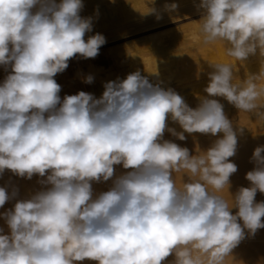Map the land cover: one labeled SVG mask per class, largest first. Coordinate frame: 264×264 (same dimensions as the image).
<instances>
[{
    "label": "clouds",
    "instance_id": "obj_1",
    "mask_svg": "<svg viewBox=\"0 0 264 264\" xmlns=\"http://www.w3.org/2000/svg\"><path fill=\"white\" fill-rule=\"evenodd\" d=\"M83 7L82 0H0V65L11 67L0 84V174L46 177L38 181L45 187L0 214L10 230L0 228V264H163L173 254L174 264H225L245 229L250 237L264 229V202L255 200L264 193V146L253 152L250 187L220 195L238 170L229 159L237 135L209 97L264 121V64L234 82V64L211 62L208 96L195 109L139 71L105 83L98 99L80 91L61 100L54 77L77 55L97 57L106 43L99 33L85 40L92 18L81 17ZM199 7L205 44L223 43L235 61L257 49L264 57V0H201ZM169 116L183 132L168 127ZM166 130L181 141L184 132L223 135L191 155L165 140ZM114 165L129 171L94 194L93 182L113 178ZM176 173L188 181L178 185ZM16 195L0 187V207Z\"/></svg>",
    "mask_w": 264,
    "mask_h": 264
},
{
    "label": "bare ground",
    "instance_id": "obj_2",
    "mask_svg": "<svg viewBox=\"0 0 264 264\" xmlns=\"http://www.w3.org/2000/svg\"><path fill=\"white\" fill-rule=\"evenodd\" d=\"M58 2H59V0H57V3ZM82 3L84 4V7H83V9L80 12L81 17L83 15H84V17H85V15H87V16L91 17L92 19H95L97 24L100 27L99 29H97L98 31L96 33H92L90 35L86 34L87 36L85 35V40H87L88 37L99 33V34H102L105 37V39H106V43L104 45L110 44V43H113V42H117V41H121L123 39L130 38L132 36H136L137 34H140V33H146V32H151L153 30L166 28L169 25H172V24H175V23H178V22L180 23L181 21L188 20V19L198 18L197 24H199L203 14H204V9L199 7V5L201 3V0H82ZM172 4L177 5V8L175 10H170V9L166 8V5H172ZM153 9H154V11H151ZM155 24H157V26H155ZM191 24H192V22H191ZM189 25H190V22H189ZM184 26L187 27V25H184ZM193 26H194V24H193ZM196 27H198V26H196ZM187 28H184V29H187ZM165 30H164V32H166V31L168 33L170 32L171 37L173 36L171 34V31H168V30L165 31ZM170 30L174 31L175 29L172 28ZM176 30H177V28H176ZM175 31H174V33H178L179 31L182 32V33L184 32V33H183V35L181 33L180 34L181 36H179L177 34V36L173 37L172 39L169 38L170 37L169 36L168 37L169 40H167L168 38H166L165 39L166 41H164V40L160 41L159 39L157 40L158 36L156 37V39L152 38L153 34L150 37H146V36L145 37H140V38L138 37L137 39H135V41L134 40L133 41L129 40L126 43L128 45L127 48H126V46H124L126 51L125 50H123V51L127 52L126 53L127 55H130V56L133 57L132 58V62H138V63L136 64L137 65L136 68H135V65L134 66L132 65L133 66L132 69H131L132 66H130V67H128V69H130V70L127 69V70H124V72L125 71L130 72L131 70L133 71L134 68H135L134 69L135 72L137 71V69L139 71H141V69L138 68V65H139V63L141 64V62H139V61H143V64H145L147 66L146 70L148 69V73H149L148 76H144V77H146L148 79L149 83H151L153 86L159 85V87L163 88L164 90L165 89L167 90L168 88L172 89V87H176L175 86V82H183V81L186 82L185 80H187V83H189L188 79H190V78L194 79V77H202V78L203 77L204 78L205 77H209V73L214 71V68L211 67V62H214V63L215 62H222V63H224V61L226 59H230V60L233 59V58L227 56L226 50H225V45L223 43L215 42V43H211V44H205L204 40H203V37H202L200 31L198 30V28L197 29H193V31L190 30L189 32H191V34H185V31H181V30H179L178 32H175ZM91 32L92 31H90V33ZM163 34L165 35L166 33H163ZM163 34L161 33V36ZM192 37H194V39L196 38V41H198L197 40L198 37H199V40L201 39L200 46L195 48V49L191 48L192 46L189 45L193 41L194 42L191 43V44L195 43V40H193ZM160 39L162 40V38H160ZM116 46L117 47L111 46V47H114V48L110 49L108 51V54H106V53H105L106 55L103 54L105 52V50H104V52L102 54L104 56H107V57L110 56L109 57L110 59H112L111 57H113V60L114 61L117 60L116 62L118 63V61L120 60L119 58H121V54H123V52L121 50L120 51L121 54H119L120 53L119 52V45H116ZM156 46H161L162 57L158 56L157 51L155 49ZM120 47L123 48L122 45ZM172 48L173 49L175 48L174 49L175 52H173V53H171L172 50H173ZM168 50H170V53H168L169 52ZM257 53H258V55L260 54L259 51ZM170 54H173V55L170 56ZM118 55L120 56L119 58H118ZM255 55H257V54H255ZM98 56H99V54H98ZM100 57H102V55L99 56V58ZM107 57H105V58H107ZM77 58H75V59H77ZM114 58H116V59H114ZM248 58L245 61H243V62L235 61L233 59L234 62H235V65H236V67L233 69V74H235V76L238 75V71H237L238 68L242 69V70H239L240 72L243 71V74L241 75V79L242 80H245L247 78V76L250 75V74H259V72L261 70V67H262V64H258V66L256 65V67H252L253 65L250 66L249 64H251V62H250V60H248ZM254 58L255 59H253V61L257 60L256 56H254ZM93 59L95 61V58H87V59H85V58L81 57L79 59V62L81 64H84L83 65L84 68L88 67L89 69L93 70L94 68H96L97 64L100 66V63H99L100 61H95V62L92 63ZM110 59H108L107 63L110 62ZM262 59H264V57ZM96 60H98V59H96ZM100 60H104V57H102V59H100ZM121 60H123V62ZM121 60L119 61V63L120 62H122V63H124V62L126 63L127 62L123 58H121ZM71 61H74V58L71 59ZM259 61L257 60L256 62H259ZM96 62H97V64L93 65ZM116 62H114V63H116ZM159 62H165L168 65L166 67H160L159 66ZM104 63H106V62H104ZM228 63H230V62H228ZM259 63H261V61ZM73 64H74V62H73ZM101 64L104 67V64L103 63H101ZM129 64H130V62H129ZM231 64H234V63H231ZM123 65H125L127 67L128 64L127 65L123 64ZM123 65H118V66H123ZM141 65H139V66H141ZM145 65H144V68H145ZM70 66H72V65H70ZM74 66H77V64L73 65V67ZM110 66H113V64L110 65ZM114 66H115V64H114ZM114 66H113V68H114ZM8 67H10V66H8ZM105 67H106V69L108 67L109 69L113 70V68L112 67L110 68L108 65L105 66ZM84 68H82V69L85 71L87 68L86 69H84ZM140 68H142V67H140ZM0 69L5 70L6 68L3 67V68H0ZM73 69H75V68H73ZM73 69L71 71H73ZM77 69L79 70L80 68H77ZM102 69H104V68H102ZM114 70H116V69L114 68ZM84 71H82L81 73H83ZM101 71L103 72V70H101ZM144 71H145V69H144ZM10 72H11V68H9V69L7 68V70H5L4 72L1 71L0 72V81H4V79L6 78V76ZM90 72L91 71L89 70V72L88 73L86 72V73L89 74V75L90 74L92 75L95 72V70H93L92 73H90ZM100 72H99V74L97 73L98 76L102 75L103 73L105 74V72H103V73L101 72L102 74ZM106 72H107V70H106ZM116 72L118 73V71H116ZM124 72H122V73L119 72L118 74H123ZM108 73L113 74L114 72L108 71L106 73L107 76H108ZM65 74H60L59 73L54 78L56 80L57 79L59 80V78H63ZM72 74H75L74 75L75 79H73V77H72V79L74 81V80H76L77 74H79V73L77 72V74H76V70H75V73H72ZM83 74H85V73H83ZM66 76H67V74H66ZM70 76L68 75V77H70ZM93 76H95V75H93ZM107 76L105 77L106 79H107ZM79 77H80V75H79ZM85 77H87V75H85ZM114 77H115V75H114ZM64 78H66V77H64ZM102 78L103 77L97 78V80H98L97 84L100 86L98 88L95 87V84L94 85H92V84L90 85L88 83L86 84V85H90V86L96 88V90H94L92 92V95L95 98H97V99L102 96V94H103V92L105 90L104 89V84L107 82V81L103 82ZM110 78L114 79L113 77H110ZM125 78H126L125 76L121 77V78L120 77H116L114 79V81H116L117 79L123 80ZM168 78H171L170 80L173 79L174 80V81L172 80L173 83L169 84L168 81H167ZM202 78H201V80H202ZM237 78H240V76L237 77ZM72 79H71V81H72ZM207 79H209V78H207ZM64 80H66V79H64ZM79 80L76 81V83L79 82ZM95 80H96V77H95ZM108 80H110V79H108ZM96 81H94V82L96 83ZM110 81H113V80H110ZM156 81H159V82H156ZM191 81L192 80H190V82ZM67 82H69L68 79H67ZM205 82H207V81H205ZM205 82L203 81V83H205ZM166 83L168 85H166ZM197 83L199 84V82H197ZM258 83H264V81L263 82L259 81ZM64 84H66V83H64ZM77 84H76V89H77ZM68 85L70 86L69 83H68ZM68 85H67V88L69 87ZM206 85H208V84L206 83ZM73 86H75V85H72V89H73ZM195 86H196L195 84L194 85H185L184 87L181 86L182 88L180 87V89H177V87H176L177 90H175V89L174 90H175V92L177 94H183V95H184V93L189 94L192 91V95H193V90H194ZM81 87H82V83H81ZM83 87H85V86H83ZM206 87L207 86H204V84L200 85V86L198 85L197 90H196L197 91L196 93L198 94V96H200L202 98L208 96V94L204 91V89ZM80 89L83 90V88H80ZM86 89L89 90V88H87V87H86ZM67 91H68V89H67ZM83 91L85 92V90H83ZM185 96H183L182 98L184 99ZM190 98L191 97H189V99ZM209 98H215V97H209ZM196 99H198V98H196ZM263 99L264 98H262L261 101ZM61 100H63V99H61ZM191 101L194 102L193 96H192V100L190 99L189 102H188V99H187L188 103H190ZM219 102L223 105L224 113L227 116V118L232 122L234 131H236L237 146H243V147L246 148V149L241 150L238 153L236 161H238V165H240L239 166V171H237L238 173H234L230 177V186L228 188V192L225 189V190H223V191H221L219 193L220 195L224 196L226 199H230L229 195L234 196V194L236 193V191L240 187H250V182L245 178L247 172H245L243 170V166L242 165L250 162V160L252 158V155H253V152L251 151V149L247 148L250 144L253 143L252 141H250L249 137L252 138L254 135H257L258 133L259 134L262 133V132L264 133V122L260 121L257 116L255 117L254 114H253L254 116L252 115L254 118L251 116L253 118L252 120L247 118L248 115L250 117V114L245 116V119L247 118L249 120L240 119V117L239 118H230L231 116L229 117L228 114L230 112H232V114H233L235 106L230 104L225 98L222 99V101H219ZM195 103H196V101H195ZM199 103H200V100H199ZM192 105H194V103L193 104L190 103V106H192ZM237 111H238L237 114L240 113V115L239 114L237 115L236 112H234V113L237 116H241L242 115L241 118H244L243 114L246 113V112H243V114H241L242 113L241 111H239V110H237ZM166 123H167L169 128H174L177 132H183V129L180 127V125L177 122H173L171 120L170 116L167 119ZM166 132H167V130H166ZM252 132L255 133V134L253 133V136H252ZM248 134H250V135H248ZM169 135H171V134H169ZM184 135H185L186 139L183 140V141H181L179 139H175V140L171 139L170 141L175 142L178 145L183 146V147H185L186 145H189L190 143H193V142H197L199 144L200 143L213 144L215 142V140H217L219 138H222L223 134L222 133H218L216 136H212L211 134H201V133L189 134L187 132H184ZM191 135L192 136L193 135H198V136L200 135L201 137L204 136L205 138H198V140H195ZM166 136H167V134H166ZM167 138L169 139L168 136H167ZM213 138H215V139H213ZM246 138H248V139H246ZM164 139L168 140L166 138H164ZM256 139H258V138H256ZM259 139H261V137ZM260 141H262V143H263L264 138L262 140H260ZM258 142H259V140H258ZM262 143H261V145H264ZM259 145H260V142H259ZM197 154L198 153H196V152L195 153L192 152L191 155H197ZM234 158L235 157L233 156V157H230L229 159H230L231 162H234L233 161ZM254 165L255 164H253V166ZM248 169H250V168H248ZM127 171H129V170L128 169H123V168L122 169L118 168V170L117 169L115 170L114 177L109 179L108 181H102L100 183L93 182L92 187H93V190H94V194H98L100 192L107 191L111 187L112 180L115 179V176L122 175V174L126 173ZM5 173L3 172L2 174H0V187H5L7 191H9V187L10 186L11 187H13V186L16 187L20 183L22 184V182H24V181H22V182L19 183L18 182L19 179H17L16 175L14 173H12V172L11 173L7 172L6 174ZM33 176L35 177V179L38 177V175H33ZM12 177H14V178L16 177V179H14V178L13 179H14V181L17 180V181H15V183L18 182L19 184L16 183L18 185H15V183H13L11 181V180H13ZM34 177H32V180H34ZM19 178H21V177H19ZM38 178L36 179V182L39 185L38 189L35 187V186H37L35 181H32L31 179H29L30 180L29 181L27 178L26 179H22V180H25V181L28 180L27 182H33V183H29V184L26 183L28 185V186L27 185L26 186L29 189L31 188L30 190H32V188L35 187L34 190L39 191L45 186H43V185L41 186V184L38 181L41 180V179H45L46 177H43V178L42 177H38ZM174 178L176 179L178 185L180 183H182V182H187L188 181L187 175L183 174V173L174 174ZM8 181H9V183H8ZM10 182L13 183V186L10 184ZM34 182H35L36 185L33 186L32 184H34ZM30 184L32 185V187L31 186L29 187ZM20 185L18 186L19 188H21ZM7 186H9V187H7ZM23 186H25V185H23ZM13 188H11V189H13ZM19 188L17 189V187H16V190L20 191L22 189V193H23V190H25V191L27 190L26 188H21V189H19ZM29 189H28V191H29V193H31V191ZM28 191L26 193L25 192L23 193L24 196L22 194H20V192H21L20 191L17 197H20V196H22V197H20L19 200L28 199L32 195H34L36 193V192H34L31 196H28L29 195ZM11 192H9V193H11ZM258 192H257V195L255 197L256 202H264V198H263L264 196L262 195L263 193L259 195ZM15 201L17 202L16 199L15 200L12 199V200L7 201L3 208L6 207L5 209H7V210L13 208L14 204L16 203ZM0 208H2V207H0ZM1 210H0V214L4 213V212H1ZM236 211H238V209L233 208L232 209V214H235ZM262 220H264V218H262ZM239 222L241 224L243 223L242 221H239ZM0 228L4 229V232L2 234H9L10 230L8 229V227H7V225H6V223H5V221H4L2 216H0ZM175 259H176L175 254L170 255L163 262V264H174ZM76 264H96V262L95 261L85 260V261H82V262H76ZM225 264H264V229L257 230L256 234L254 236H251V237L248 235L247 229H245V239L242 240L240 242V244L236 248H234L232 250L231 256H229V257H227L225 259Z\"/></svg>",
    "mask_w": 264,
    "mask_h": 264
},
{
    "label": "rangeland",
    "instance_id": "obj_3",
    "mask_svg": "<svg viewBox=\"0 0 264 264\" xmlns=\"http://www.w3.org/2000/svg\"><path fill=\"white\" fill-rule=\"evenodd\" d=\"M82 17H84V15H83ZM87 17H89V16L85 15L84 18H87ZM196 19H197V20H196ZM188 20H189V21H188ZM188 20H184V21H181L180 23L178 22V23H175V24L169 25V26H167L166 28H162L163 30H162V29H158V30H153V31H151L152 33H151V32L140 33V34H137V35H136L137 37H136V36H132V37H130L131 39H130V38H126V39H123V40H121V41H117V42H113V43H110V44L103 45V46L100 48L101 50L99 49V56L102 55V57H104V60H100V59H102V57H100V58H99V56L95 57V61H100V62H99V63H100V66L97 64V62L93 64V65H96V64H97V66H96V68L93 69V70H95V72H94L92 75L90 74L91 76L95 75V76H93L94 79H93V83H91V84H92V85L95 84V87L98 88V87H100V86L97 84V83H98L97 78H101V77H103V78H102V81H103V82H106V81L108 82V81H110V80H113V81H114V79H115L116 77H120V78H121V77H124V76L127 77V75H129V73L131 74V73H134V72H135L134 69L137 67L136 64H137L138 62H132V58H133V57L130 56V55H127V54H126L127 52H124V51H123V50H125V47H124V46H126V48H127L128 45H127L126 43H127L129 40H130V41H131V40H132V41H133V40L135 41V39H137L138 37H139V38H140V37H145V36H146V37H150V36L153 34V35H152V36H153L152 38H155V39H156V37L158 36L157 40L159 39L160 41H163V40L166 41L165 39L168 38L169 36H170L169 38H171V39H172L173 37L177 36V34H178L179 36H181L180 34H181L182 32H180L179 30H181V31H185V34H191V32H189V31H190V30L193 31V29H197V28H198V30H199V24H197L198 18H193V19H188ZM92 21H93V22H92V27H93V28H92V30H91L92 32H91V33H90V32H89V33L87 32L86 34H89V35H90V34H92V33H96V32L98 31L97 29L100 28L99 25L97 24V22H96L95 19H92ZM193 21H194V22H193ZM195 21H196V22H195ZM184 22H185V23H184ZM189 22H190V25H191V26L189 25ZM191 22H192V24H191ZM93 23H94V24H93ZM95 24H96V25H95ZM193 24H194L195 27L193 26ZM181 25H182V26H181ZM184 25H187V27H188L189 29H188L186 26H184ZM188 25H189L190 27H189ZM155 26H157V24H155ZM183 26H184V27H183ZM192 26H193V27H192ZM196 26H198V27H196ZM172 28L175 29V30H176V28H177V30H176V31L174 30V31H175V32H178V31H179V32H178V33H174L173 30H170V29H172ZM178 28H179V29H178ZM180 28H181V29H180ZM184 28H187V29H184ZM94 29H95V30H94ZM165 29L168 30V31H171V34H172L173 36L171 37L170 32L168 33ZM164 30H165L166 32H164ZM155 32H156V33H155ZM159 33H160V34H159ZM161 33H162V34H163V33H166V34H165V35L163 34V35L161 36ZM183 33H184V32H183ZM183 33H182V35H183ZM86 34H85V35H86ZM149 34H150V35H149ZM154 34H155V35H154ZM157 34H158V35H157ZM174 34H175V35H174ZM89 35H88V36H89ZM159 35H160V36H159ZM167 35H168V36H167ZM86 36H87V35H86ZM166 36H167V37H166ZM160 38H162V40H161ZM169 38H168L167 40H169ZM192 39L195 40V43H196V44H195V43H194L195 45H194V44H191V43H193L194 41L191 42V43L189 44V45L192 46L191 48H194V49H195V48L199 47V46H200L201 39L199 40V37L197 38V40H198L199 42L196 41V38L194 39V37H192ZM122 41H123V42H122ZM116 43H117V44H116ZM114 44H115V45H114ZM107 45H108V46H107ZM116 45H119V52H120L121 50H122V52H123V54H121V52L119 53V54H121V58H123V59H124L125 61H127L128 63H127V62H126V63H125V62L122 63L123 60H121V58H119V57H120L119 55H118V58L122 61V62H120V63H119V61H120L119 59H118L119 61H118V63H117V62H116L117 60L114 61V60H113V57H111L112 59H110V58H109L110 56H109V57L104 56V55L108 54V51H109L110 49H112V48H114V47H117ZM121 45H122L123 48L120 47ZM197 45H198V46H197ZM111 46H114V47H111ZM194 46H195V47H194ZM109 47H110V48H109ZM108 48H109V49H108ZM106 49H107V50H106ZM155 49H156V51H157L158 56H159V57H162L161 46H156ZM172 49H173V48H172ZM174 49H175V48H174ZM174 49L172 50L171 53L175 52ZM104 50H105V52H104ZM170 50H171V49H170ZM170 50H168V51H169L168 53H170ZM125 51H126V50H125ZM258 51H259V49H257V52H258ZM103 52H104V53H103ZM257 52H256L257 55H252V56L250 55L249 58H248V60H250V62H251V64H249V65H250V66L253 65L252 67H256V65L258 66V64H264V63H263V62H264V61H263L264 59H262L263 57H261L260 54L258 55ZM102 53H103L104 55H103ZM105 53H106V54H105ZM124 53H125V54H124ZM100 54H101V55H100ZM109 55H110V54H109ZM171 55H173V54H170V56H171ZM254 56L257 57V60H258V61L261 59V60H260L261 63H259L260 61H259V62H256L257 60L253 61V59H255ZM77 57H78V58H77ZM105 57H107V58H105ZM75 58H77V59H75ZM80 58H81V57H80L79 55H77L76 57H74V61H71V59L69 60V62H68V63H69L68 68H67L64 72L60 73V74H65V73H66L67 76H66V74L64 75V77H66V78H64V77H63V78H59V80H58V79L56 80V79L54 78V79L56 80L57 83H58V82L60 83V84H59V83H58V84L61 86V92H60V94H59L60 97H61V99H63V97H64L65 95H71V94H72V95H75V94H77L78 92H80V90H81V91L85 90V92L90 93V94H92V92H93L94 90H96L95 87L90 86L91 84H90V85H86L87 83L84 82L85 75L88 76L89 74H87V73L89 72V70L91 71L90 73H92L93 70H92V69H89L88 67H86L87 69L84 68V67H83L84 64H81V63L79 62V59H80ZM116 58H117V57H116ZM116 58H114V59H116ZM72 59H73V58H72ZM96 59H98V60H96ZM106 59H107V60H106ZM108 59H110V62L107 63ZM105 60H106V61H105ZM70 61H71L72 63H71ZM75 61H76L77 63H76ZM95 61H94V59H93V60H92V63L95 62ZM102 61H103V62H102ZM111 61H112L113 63H112ZM73 62H74V64H73ZM104 62H106V63H104ZM114 62H116V63H114ZM129 62H130V64H129ZM139 62H141V64H142V65H141V64L139 63V65H141V66L138 65V68L141 69V71H139L138 69H137V71H139V72L141 73L142 76H148V74H149V73H148V69L146 70V67H147V66H146L145 64H143V61H139ZM228 62H230V63H234V65H235V62H234L233 59H231V60H230V59H226V60L224 61V63H228ZM70 63H71V64H70ZM101 63L104 64V67H103V65H102ZM110 63H111V64H110ZM121 63H122V64H121ZM132 63H133V64H132ZM76 64H77V66H74V67H73V65H76ZM112 64H113V66H114V64H115L114 68H115L116 70H114L113 66H110V65H112ZM123 64H126V65L128 64V65H127V67H126V66L123 65ZM70 65H72V66H70ZM81 65H82V66H81ZM85 65H86V64H85ZM107 65H108L110 68L112 67L114 71L111 70V69H109L108 67H107V69H106L105 66H107ZM118 65H123V66H118ZM132 65H133V66L135 65V68L133 69L134 72L131 70L132 72H131V71H130V72L125 71V72H126V73H125L124 70H127L128 67H130V66H132ZM144 65H145V68H144ZM167 65H168V64H166L165 62H159V66H160V67H166ZM101 66H102V67H101ZM116 66H117V67H116ZM133 66L131 67V69L133 68ZM3 67L5 68V66L0 65V68H3ZM81 67L84 68V69H86L87 71H86V70L84 71ZM140 67H142V68H140ZM235 67H236V65H235ZM9 68H11V67H8V69H9ZM70 68H71V69H70ZM73 68H75V69H73ZM77 68H80L82 71H84L83 73H85V74L81 73L82 71H81L80 69H79V70H80V71H79ZM100 68H101V69H100ZM102 68H104L105 70L102 69ZM125 68H126V69H125ZM68 69H69V70H68ZM72 69H73V71H71ZM88 69H89V70H88ZM117 69H118V70H117ZM119 69H120V70H119ZM144 69H145V71H144ZM5 70H7V69H5ZM5 70L0 69V72H1V71L4 72ZM75 70H76V74H77V72H78L79 74H77L76 80L73 81V79H75V78H74V75H75V74H72V73H75ZM101 70H103V72H105V74H104ZM106 70H107V72H108V71L114 72L113 74L115 75V77H114L113 74H110V73H108V76H107V74H106V73H107ZM128 70H130V69H128ZM239 70H242V69H239V68H238V70H237V71H238V75H236V76H237V77L240 76V78H237V77L235 76V74H233V75H234V80H236V79H238V80H240V81L242 80V79H241V75L243 74V71L240 72ZM100 71H101L104 75H103ZM116 71H118V73H119V72H120V73L124 72V73H123L124 75H123V74H118ZM86 72H87V73H86ZM99 72H100L102 75H99V76H98ZM142 72H143V73H142ZM69 73H70V74H69ZM80 73H81V74H80ZM95 73H96V74H95ZM97 73H98V74H97ZM116 73H117L118 75H117ZM58 74H59V73H58ZM239 74H240V75H239ZM68 75H69V76L71 75V76L68 77ZM79 75H80V77H79ZM111 75H112V76H111ZM106 76H107V79L105 78ZM72 77H73V79H72ZM83 77H84V78H83ZM95 77H96V80H97V81L95 80ZM110 77H113L114 79H111ZM82 78H83V79H82ZM201 78H202V77H194V79H193V78H190V79H188L189 83H187V80H185L186 82H184V81H183V82H175V86L177 87V89H180L181 86L184 87L185 85H194V84L196 85V86L194 87V90H193V95H192V91L190 92L191 94H190V93H189V94L184 93V95H183V94H179V95H181V97H183V96L186 95V96L184 97V100L186 99V100H185L186 102H187V99H188V102L190 101V99L192 100V96H193L194 102H193V101L190 102L191 104L194 103V105H192L193 107L190 106V103L187 102L188 106H189V107H192L193 109H195V108L200 104V103H199V100H200V98H202V97L198 96V94L196 93V92H197L196 90H197L198 85L200 86V85H203V84H204V86H207L206 83H207V84L209 83V79H207V78H209V77H205V78L203 77L202 80H201ZM64 79H66V80H64ZM67 79L69 80V82H67ZM71 79H72V81H71ZM79 79H80V80H79ZM108 79H110V80H108ZM170 79H171V78H168V80H167L169 84H170V83H173V81H174L173 79H172L173 81L170 80ZM195 79H196V80H195ZM198 79H199V80H198ZM63 80H64V81H63ZM78 80H79V82H77V83H78V84H77L76 81H78ZM104 80H105V81H104ZM190 80H192V81L190 82ZM94 81H96V83H95ZM203 81H204V82L207 81V82L203 83ZM242 81H243V80H242ZM72 82H73V83H72ZM107 82H106V83H107ZM156 82H159V81H156ZM195 82H196V83L199 82V84H198V83L196 84ZM234 82H235V81H234ZM258 82H259V81H258ZM262 82H263V81H262ZM2 83H3V81H0V84H2ZM64 83H66V84H64ZM68 83L70 84V86L68 85ZM75 83L77 84V89H76V84H75ZM81 83H82V87H81ZM84 83H85V84H84ZM176 83H177V84H176ZM186 83H187V84H186ZM192 83H193V84H192ZM202 83H203V84H202ZM164 84H165V83H164ZM63 85H64V86H63ZM67 85L69 86L68 88H67ZM72 85H75V86H73V89H72ZM79 85H80V86H79ZM166 85H168V84L166 83ZM173 85H174V84H173ZM173 85H172V86H173ZM179 85H180V86H179ZM183 85H184V86H183ZM83 86H85V87H83ZM89 86H90V87H89ZM64 87H65V88H64ZM74 87H75V88H74ZM79 87H80V88H83V90L80 89ZM86 87L89 88V90H87ZM170 87H171V86H170ZM176 87H172V89H173V90H174V89L177 90ZM182 87H181V88H182ZM93 88H94V89H93ZM63 89H64V90H63ZM67 89H68L69 92L67 91ZM75 89H76V90H75ZM92 89H93V90H92ZM168 89H169V88H168ZM165 90H166V89H165ZM175 90H174V91H175ZM64 91H65L66 93H65ZM89 91H90V92H89ZM72 92H73V93H72ZM70 93H71V94H70ZM191 95H192V96H191ZM189 97H191V98L189 99ZM199 97H200V98H199ZM196 98H198V99H196ZM215 98H216L218 101H222V99H224V97H218V98L215 97ZM215 98H213V99H215ZM195 101H196L197 104L195 103ZM262 101L264 102V99H263ZM262 101H261V103H263ZM196 105H197V106H196ZM235 108H236V107H234V112H236V114H237V112H238L237 110H239V109H237V108L235 109ZM262 110L264 111V109H261V111H262ZM239 111H240V110H239ZM234 112H233V114H232V112H230V113L228 114V116H229V117L231 116L230 118H239V117H240V119H244V120H249V119L252 120V119L254 118V117H253L254 115H255V117L257 116L254 112H246V113H244V114H243V112H242L241 114L244 115V118H241L242 115H241V116H237L238 114L240 115V113H238V114L236 115ZM248 114H250V117L254 114V115L252 116L253 118H252V117L250 118ZM246 115H248L247 118H249V119H247V118L245 119V116H246ZM235 116H236V117H235ZM263 122H264V121H263ZM165 132H166V131H165ZM253 133H254V132H252V136H253ZM166 134H167V136L169 137V139L167 138ZM169 134H171V133L168 132V131H167L166 133H164V138H166V139H168V140H171V139H172V140L178 139L177 137L173 136L172 134H171V135H169ZM254 134H255V133H254ZM258 134H259V133H258ZM258 134H257V135H254V136H253L254 138L251 136L253 139L249 137L250 141H252L253 143L250 144L247 148H248V149H251L252 152H254V150H255L256 147L264 146V145H261L262 141H260V140H262V139L264 138V133H263V132L260 133L261 135H260V134L258 135ZM248 135H250V134H248ZM191 136H192V135H191ZM196 136H197V137H196ZM257 136H258V137H257ZM192 137H193L195 140H198V138H205L204 136L201 137L200 135H199V136H198V135H193ZM260 137H261V139H259ZM262 137H263V138H262ZM196 138H197V139H196ZM256 138H258V139H256ZM213 139H215V138H213ZM244 139H245V138H244ZM246 139H248V138H246ZM258 140H259V142H260V145H259ZM255 141H256V142H255ZM174 143H175V142H174ZM176 144H177V143H176ZM262 144H264V141H263ZM211 145H212V144H203V143H200V144H199V143H197V142H193V143H190L189 145H186L185 147H188V149H190V150H189V151H190V154H192V152H193V153H195V152L198 153V151H197L198 148L200 149L199 151H206ZM189 146H190V147H189ZM191 146H192V147H191ZM181 147H183V146H181ZM240 147H241V148H240ZM237 148H238V149H236V155H234L235 158L233 159V161H234L233 163L237 164V169H238L237 171H239V166H240V165H238V161H236V160H237V156H238V153H239L241 150L246 149V148L243 147V146H237ZM191 149H192V150H191ZM262 155H264V153H263ZM253 164H255V162L252 161V159H251L250 162H248V163L242 165V166H243V170H244L245 172L252 171V170L256 167V165L253 166ZM245 165H246V166H245ZM120 166L122 167V165H119V166H118V165H114V170H116V169L118 170V168H119V169H122L123 167L121 168ZM245 167H246V168H245ZM248 168H250V169H248ZM251 168H252V169H251ZM123 169H124V168H123ZM246 169H247V170H246ZM248 170H249V171H248ZM5 172H6V173H7V172H10V173H11L10 170H6V171H4V173H5ZM6 173H5V174H6ZM236 173H238V172H236ZM16 177H17V179H19V180H18L19 183L22 182V181H24V182H22V184L20 183L21 185H20L18 182H16V183H18V184L20 185L21 188H26V189H27L26 191L23 190V193H24V192L26 193V192L28 191V189H29V188L27 187L28 185H27L26 183L29 184V183H33V182H27L29 179H28L27 181L22 180V179H26V178H23V177H21V178H19L18 176H16ZM16 177H15V178L12 177V179H13V178L16 179ZM33 177H34V176H33ZM38 177H39V176H38ZM38 177H37V178H38ZM37 178H36V179H37ZM42 178H43V177H42ZM14 179L11 180L13 183H15V181H17V180L14 181ZM20 179H21V180H20ZM36 179H35V177H34V180H32V178H31V180H32V181H35V182H36ZM38 179H39V178H38ZM45 179H46V178H45ZM29 181H30V180H29ZM37 181H38V180H37ZM12 182H10V184L13 186V183H12ZM35 182H34V184H32L33 186L37 184V182H36V184H35ZM8 183H9V181H8ZM16 183H15V185H18V184H16ZM24 183H25V184H24ZM7 185H8V184H7ZM19 185H18V186H19ZM23 185H25V186H23ZM26 185H27V186H26ZM32 185L30 184L29 187H30V186L32 187ZM18 186H16L17 189L19 188ZM22 186H23V187H22ZM41 186H42V185H41ZM41 186H40V187H41ZM7 187H9V186H7ZM13 187H14V188H13ZM13 187L10 186L8 192L13 191V189L16 190V187H15V186H13ZM35 187L38 189L39 185L37 184V186H35ZM35 187H33L32 190H30L31 188L29 189V190L31 191V193H29V191H28V193H29L28 196H31L34 192H37V190H34ZM11 188H13V189H11ZM21 188H19V189H21ZM16 191H17V195H16V197L14 198V200H15V199H16V200H19L20 197H22V196H20V195H19L20 197H17L18 194H19V192L21 191L20 194H22L23 196H24V194L22 193V189H21L20 191H19V190H16ZM18 191H19V192H18ZM32 191H33V192H32ZM258 194L260 195V194H262V193H259V192H258ZM262 195L264 196V193H263ZM263 198H264V197H263ZM15 202H16V201H15ZM3 207H4V206H3ZM3 207H2V208H3ZM2 208H0V210H1ZM5 208H6V207H5ZM5 208H3V209L1 210V212H5V210H7V209H5ZM4 209H5V210H4Z\"/></svg>",
    "mask_w": 264,
    "mask_h": 264
}]
</instances>
